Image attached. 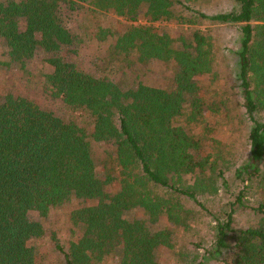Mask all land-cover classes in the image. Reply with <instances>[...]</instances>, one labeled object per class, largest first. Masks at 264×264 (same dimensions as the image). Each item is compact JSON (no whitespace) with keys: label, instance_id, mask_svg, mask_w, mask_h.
I'll use <instances>...</instances> for the list:
<instances>
[{"label":"trees","instance_id":"trees-1","mask_svg":"<svg viewBox=\"0 0 264 264\" xmlns=\"http://www.w3.org/2000/svg\"><path fill=\"white\" fill-rule=\"evenodd\" d=\"M185 1L0 0V73L27 75L80 120H65L0 84V264H50L38 243L45 222L63 209L69 238H50L57 264H105L114 254L117 264H159L154 249H173V234L199 215L215 224L214 254H226L223 264H264V120L258 118L264 115V0H235L234 11L215 16ZM85 8L93 19L111 14L123 21L118 31L99 22L95 28L93 38H111L109 58L125 67L172 65L174 89L122 86L69 61L67 53L82 43L70 31L69 12ZM185 13L240 26L237 82L230 88L251 128L248 160L234 178L188 125L178 124L197 123L208 110L219 116L197 80L209 75L216 82L205 32H181L174 40L154 26L191 24ZM235 180L243 189L234 203L211 205ZM249 192L257 198L253 206L245 201ZM133 209L145 220L126 216ZM239 210L255 223L237 228Z\"/></svg>","mask_w":264,"mask_h":264},{"label":"rangeland","instance_id":"rangeland-1","mask_svg":"<svg viewBox=\"0 0 264 264\" xmlns=\"http://www.w3.org/2000/svg\"><path fill=\"white\" fill-rule=\"evenodd\" d=\"M185 4L191 10L200 11L207 16L227 13L237 8L235 0H186ZM69 15L71 16L70 31L72 34L78 35L82 43L77 49L72 48L67 53L66 58L77 68L94 76H102L103 74L111 78L112 75V78L119 81L122 86H129L131 83L136 85L140 82L156 88L174 89L175 72L172 65L157 62L137 64V61H131L132 64L125 67V63L120 64L119 61L109 58L111 38L105 41H100L98 37L93 38L97 34L95 28L98 22L103 27L118 31L123 22L122 20L112 17L111 14H101L93 19L89 16L90 10L86 8L80 12H69ZM184 16L183 18L191 24L178 25L173 22L163 25L155 24L154 26L157 28L158 33L162 34L164 32L174 40H177V36L181 32L189 30H203L205 32L211 44L216 82H212L209 75L200 77L197 80L199 81V87L204 88V97L206 101L208 100L207 104L212 101L217 102L219 116L213 115L214 111L211 113L208 110L203 118H198L197 123L187 124L182 119L178 124L188 125L186 130L189 134L194 139L199 140L208 152L218 156V164L226 172L227 177L234 178L235 170L246 164L248 160L246 137L251 128V123L244 113L234 105L235 98L232 94L237 89L231 90L230 88L235 86L237 82L235 81L238 71L236 54L239 52L240 47V26L221 25L208 20H197L196 16L190 13H185ZM116 69H119V71ZM5 75L9 79H6L0 73V84H3V86L11 87L20 95L36 101L45 109L53 111L65 120L80 121L68 112L61 102L52 100L39 86L28 80L27 75L18 76L13 73ZM203 88L201 92H203ZM222 102L226 103L227 107L223 106L224 104L220 105ZM215 106L212 107L214 110L216 109ZM258 118L264 120V115H258ZM242 189L243 185L239 181H233L229 185V189L219 193L214 201H210L212 202L211 205L219 207L226 202L234 203L235 197ZM255 196L254 192H249L245 198L246 203L253 206L257 199ZM126 216L139 219L146 217L143 212L137 209L127 212ZM236 219L238 222L237 228H246L255 223L246 211H237ZM67 221L68 215L66 209H63L45 222L46 237L41 243H38V246L41 247L44 260L49 261L50 264H57V254L52 251L51 235L55 234L56 237L61 239L62 243H65V238H69ZM160 224L167 226L165 220ZM214 225L213 220L204 215L192 216L189 220V228L177 231L170 239L173 249L159 246L154 249L156 260L159 264H198V262L223 264L221 260L226 254H214ZM170 227L177 230L172 225ZM156 229L158 228L156 227ZM117 262L118 256L114 254L105 264H117Z\"/></svg>","mask_w":264,"mask_h":264}]
</instances>
